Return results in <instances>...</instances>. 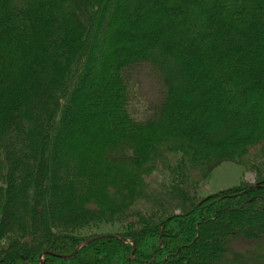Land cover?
<instances>
[{"label": "trees", "instance_id": "16d2710c", "mask_svg": "<svg viewBox=\"0 0 264 264\" xmlns=\"http://www.w3.org/2000/svg\"><path fill=\"white\" fill-rule=\"evenodd\" d=\"M262 174L264 0H0V264H264Z\"/></svg>", "mask_w": 264, "mask_h": 264}, {"label": "rangeland", "instance_id": "374dc122", "mask_svg": "<svg viewBox=\"0 0 264 264\" xmlns=\"http://www.w3.org/2000/svg\"><path fill=\"white\" fill-rule=\"evenodd\" d=\"M148 66L136 70L134 75L133 84L135 86V106L136 108L144 107L149 97L156 96L158 91V84L156 75L149 72ZM140 116V113L136 111ZM258 161L256 163L248 164L247 166L239 165L235 162L226 161L217 166L210 175L199 184L200 197H206L211 194L219 193L223 190L240 187L248 184L255 183L258 180L259 172L257 173ZM261 171V170H260ZM264 176V174H262ZM132 230L128 224L119 221L115 222H100L78 229L75 234L80 238H86L90 235H99L105 233H122Z\"/></svg>", "mask_w": 264, "mask_h": 264}, {"label": "water", "instance_id": "95a60500", "mask_svg": "<svg viewBox=\"0 0 264 264\" xmlns=\"http://www.w3.org/2000/svg\"><path fill=\"white\" fill-rule=\"evenodd\" d=\"M98 237H99V236H95V237H93V238H91V239H89V240H86V241L82 242V243L78 246V248L76 249V251H78V250L81 249L82 247L86 246L90 241H92V240H94V239H97Z\"/></svg>", "mask_w": 264, "mask_h": 264}]
</instances>
